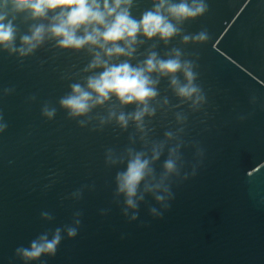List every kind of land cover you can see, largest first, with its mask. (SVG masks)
Returning <instances> with one entry per match:
<instances>
[{"label":"water","instance_id":"95a60500","mask_svg":"<svg viewBox=\"0 0 264 264\" xmlns=\"http://www.w3.org/2000/svg\"><path fill=\"white\" fill-rule=\"evenodd\" d=\"M206 3L204 16L183 25L186 34L207 29L206 42L184 45L176 37L164 45L154 39L138 50L137 60L153 43L162 57L173 47L185 58L198 57L197 83L207 103L199 112L187 105L175 110L188 120L183 168L170 180L173 198L163 209L147 194L135 221L123 215V198L114 196L115 175L126 165L105 163L108 148L141 150L138 139L135 145L128 139L134 128L121 131L114 123L103 130L81 128L58 104L85 75L81 70L90 57L52 43L23 63L0 51V123L7 124L0 133V264H24L16 248L71 225L76 212L81 213L77 236L65 233L55 256L30 264H264V0ZM136 4L137 18L152 7L150 0ZM21 21L25 33L28 25ZM158 87L161 97L179 103L167 78ZM6 88L14 91L4 95ZM46 102L57 108L52 120L41 115ZM106 107L92 114H106ZM151 127L152 138L160 140L177 125L173 113L157 112ZM166 158L167 149L154 165L157 174ZM78 189L81 198H72ZM151 207L162 216H152ZM42 212L53 219H42Z\"/></svg>","mask_w":264,"mask_h":264},{"label":"clouds","instance_id":"9594fccd","mask_svg":"<svg viewBox=\"0 0 264 264\" xmlns=\"http://www.w3.org/2000/svg\"><path fill=\"white\" fill-rule=\"evenodd\" d=\"M150 2L152 7L140 12L137 18L132 14L137 7L136 0H0V51L17 56L23 63L24 58L52 43L56 49L84 51L90 57L81 70L85 75L71 83L70 91L58 101L67 118L76 120L81 128L91 124L93 131L113 123L121 131H127L130 126L134 128L128 139L131 145L138 139L141 150L129 146L119 152L113 148L105 151L106 165H126L115 175L114 196L117 200L123 198L122 212L130 221L138 219L139 205L147 194L161 208L169 207L168 201L173 198L170 180L180 176L183 168L180 150L188 120L185 112L175 110L187 105L191 112H199L207 103L206 94L197 83L198 57L185 58L182 49L177 47L165 52L163 57L155 50L158 42L168 45L176 37L184 45L206 42L210 38L207 29L187 34L183 29L185 22L194 21L209 11L206 0ZM21 17V22L28 25L25 33L17 24ZM154 39L157 43L140 53L144 58L137 60L139 48ZM133 60L137 62L133 64ZM164 78L179 103L172 104L167 96H160L158 86ZM13 91L6 88L3 93L9 95ZM129 105L134 106L133 110L124 111ZM105 106L106 114H92ZM157 112L165 117L173 113L177 125L175 130L165 131L160 140L151 135L155 131L151 127L152 119ZM56 113L57 108L47 102L41 108V115L47 120L54 119ZM0 121H3L2 115ZM6 128V123H0V133ZM166 149L167 158L157 174L154 165ZM197 154L202 155V150L197 148ZM187 178L185 173L184 179ZM71 196L81 198L82 189ZM149 212L154 217L162 216L156 207H151ZM80 215V212L74 214L71 225L56 228L51 234H40L28 247H17L16 256L24 264L40 260L42 256H55L65 233L69 239L77 236ZM41 217L53 219L48 212H42Z\"/></svg>","mask_w":264,"mask_h":264}]
</instances>
